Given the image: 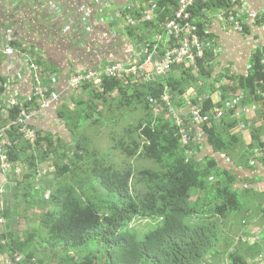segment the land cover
<instances>
[{"label": "trees", "instance_id": "trees-1", "mask_svg": "<svg viewBox=\"0 0 264 264\" xmlns=\"http://www.w3.org/2000/svg\"><path fill=\"white\" fill-rule=\"evenodd\" d=\"M128 1L118 3L110 14L111 4L95 3L93 9L98 13L94 17L90 7L81 6L86 12L78 9L74 17H66L65 24L51 23L63 29H47V36L42 37L47 49L51 50L54 33L78 42L54 48L56 63L37 59L17 38L10 43L29 53L46 72L58 74V92L64 74L68 82L92 71L100 75L84 81L76 91L67 84L73 97L48 110L56 111L70 140L38 131L39 137L31 143L20 133L18 120L47 109H41L32 91L28 101L10 107L5 118L0 95V140L9 146L12 169L7 173L13 202L5 213L0 211V218L10 224L15 218L40 215L33 228L22 234L11 228L3 235L0 232V264H221L223 260L252 264L257 257L264 262V191L253 187L258 172L264 171L263 53L252 56L246 76L226 75L227 83L218 86V80L203 85L212 77L207 71L213 58L211 49L197 72L174 65L172 71L156 74L150 81L108 75V69L136 59L143 62L156 44L157 58L164 56V44L154 41L165 37L163 24L173 18L180 2ZM242 2L197 0L189 9V22L202 38H208L205 13L214 9L241 14ZM129 5H134L132 10ZM153 5V18L144 19ZM244 29L245 34H252L250 24L244 23ZM125 45L131 53L122 50ZM67 54L84 56L85 65L78 69L68 59L63 61ZM4 60L0 55L1 93L6 92ZM238 93L245 98L228 109ZM248 104L259 109L260 125L239 129L245 119L238 118L237 109ZM193 106L201 107L210 123L194 122ZM171 110L184 120V126H178ZM219 111L224 113L221 122L214 118ZM134 114L139 115L135 122L123 123ZM27 124L35 128L29 120ZM107 126L110 128L102 131ZM182 129L190 136L187 144ZM104 136L106 146L100 142ZM216 156L224 158L226 166ZM49 162L51 172L46 176L51 178V187L45 191L34 184L41 165ZM18 163L26 169L22 179L16 173ZM254 211L259 219L251 218ZM235 218L245 229L236 248L224 229ZM145 219L148 223L143 227L139 223ZM255 223L263 227L258 233L251 229Z\"/></svg>", "mask_w": 264, "mask_h": 264}, {"label": "crops", "instance_id": "crops-1", "mask_svg": "<svg viewBox=\"0 0 264 264\" xmlns=\"http://www.w3.org/2000/svg\"><path fill=\"white\" fill-rule=\"evenodd\" d=\"M243 13L240 17L245 23L251 25L252 34H245L235 31L229 24L228 21L220 20L219 14L223 12L222 10H212L205 13L204 16V24H205V33L208 36L210 42L213 44L211 51L213 53V58L210 59L209 65H207V71L212 72V77H209L204 86H207V83L214 82L218 80L216 86L227 83L226 75H236V76H246L251 67V59L252 56L257 52L261 51L264 56V0H243ZM102 3L106 7L107 4H111V9L108 8V13L114 12L117 10L118 3L126 5L128 0H0V30L4 33H8L11 36H15L19 41H22L24 45L28 48L29 51L33 52L37 55V59L47 58L49 64L56 63L58 61V56L55 53L54 48H58L60 44L64 45L66 48L68 45L76 46L78 45L77 41H73L63 36L60 37L58 33L53 34V38H51V50L47 49L45 43L42 41L43 36H47V29H63L62 25L51 24L52 14L50 11V7L52 4L58 5L59 9H61L63 17H74V14L78 13V9L81 13L86 12L84 7H90L92 13L94 11L95 16L97 11L93 9L95 3ZM114 3V4H112ZM126 3V4H125ZM81 7V8H80ZM98 18L100 19L99 14ZM102 17V16H101ZM50 19V21H49ZM112 18L108 17L107 21L112 23ZM62 24H65V21H60ZM109 23L107 25H109ZM53 27V28H52ZM42 32H44L42 34ZM246 32V31H245ZM255 33V34H254ZM42 34V35H41ZM66 35V34H65ZM61 45V46H62ZM47 49V50H46ZM81 49V48H80ZM124 52L131 53V48L128 45L122 49ZM49 52V53H48ZM87 53L84 54V56ZM82 55V52H81ZM80 54L78 56H73L72 54H67L63 61L69 60L71 65L78 66L81 69L83 65H85L82 61ZM46 56V57H45ZM60 58V57H59ZM11 63L12 65H9ZM68 63V62H67ZM59 65V64H58ZM66 65V64H65ZM66 69V68H65ZM63 69V70H65ZM24 71V67L22 63L17 60H14L13 63L10 61L4 60L3 66V75L6 78V92L5 97V118H7L8 113L7 110L11 107L15 102L21 101L22 104L28 101L30 95L33 91V79L30 73L21 74V71ZM55 76H58L57 73H53ZM58 77L56 78L57 82ZM70 81V79H69ZM68 76L64 74L61 77V81L57 84V88L61 93V103L65 100H70L73 96L70 88L68 87ZM70 96V97H68ZM66 98V99H65ZM219 97L216 96L215 100ZM238 98L241 101V98L244 99L245 95L243 93H238L230 102L232 103L234 99ZM65 99V100H64ZM239 101V103H240ZM67 102V101H66ZM55 106V105H54ZM237 109V113L240 114L239 117H243L245 119L244 124H240V128L244 130V127L251 126L253 123H259L260 112L255 104L239 106ZM54 109V108H53ZM50 109L44 110L39 113H31L27 116L29 123L38 131L43 132H52L60 136L65 140H70L69 134L67 130L63 127V122L57 118L55 114V110L48 111ZM227 110V109H226ZM247 120V121H246ZM248 122V123H247ZM260 125V123H259ZM245 127V129H246ZM238 131V130H237ZM246 134V132H245ZM246 137V136H245ZM248 139V138H247ZM6 143V141H5ZM8 146V144L6 143ZM9 147V146H8ZM213 156V155H211ZM218 157V156H216ZM222 166H226V162L224 158L218 157ZM12 169V164L10 163ZM16 168L17 176L21 179L24 177L26 173L25 166L18 163ZM50 162L44 163L40 167V174L38 176V180L44 179L47 177L46 174L51 172ZM47 169V170H46ZM9 170V171H10ZM46 170V171H45ZM10 173V172H9ZM49 177V176H48ZM9 178L8 173L4 172L0 167V188L3 190V194L0 196V211L4 212L5 210H9L12 202V195L9 191ZM255 189H261L264 191V171L260 170L257 174V182L253 186ZM5 211V212H6ZM4 212V213H5ZM30 219V218H29ZM38 219V218H36ZM35 218L31 219V224L34 225L37 220ZM15 220L20 222L22 220L28 219H13V222L7 224L5 219L0 218V224H4L0 229L1 231H6L7 229L15 230L20 228L8 227L12 226ZM36 220V221H35ZM17 222V223H18ZM33 228V227H31ZM29 229H27L28 231ZM20 231V233H24ZM2 233V232H1ZM2 260V256H0V261Z\"/></svg>", "mask_w": 264, "mask_h": 264}, {"label": "built area", "instance_id": "built-area-1", "mask_svg": "<svg viewBox=\"0 0 264 264\" xmlns=\"http://www.w3.org/2000/svg\"><path fill=\"white\" fill-rule=\"evenodd\" d=\"M197 0H180L177 11L175 12L173 18L164 22L163 27L165 29V37L158 36L154 42H162L166 48V52L162 58H157V44L153 47V51L148 55L144 56L140 63L139 59H136L134 63L122 64L116 68H111L107 70L108 75L116 76H137L143 77L145 80L150 81L152 77L156 74L164 75L168 73L174 65H186L197 72L199 68V63L201 60L206 58V53L209 49L213 47V44L208 38H202L197 30L196 25L190 23L191 14L189 12L190 7H192ZM233 4H237L239 0H231ZM147 4L151 5L150 2ZM50 11L52 14L51 23L57 21H66V17L62 16L61 9L58 5L52 4ZM134 5H129L128 9L132 10ZM155 5L148 8L145 11L144 19H150L154 16ZM80 12V11H79ZM88 12V11H87ZM84 13V12H83ZM241 14H236L233 10L223 11L219 14L220 20L228 21L230 26L240 33H245L244 23L240 17ZM132 24V21H129ZM255 34V33H254ZM16 41L15 36H11L8 33H4L0 30V55L6 58V61L13 63L14 60L22 63L24 71H21L23 75L25 72L30 73L33 79V97H35L41 104V109H49L54 105H58L61 101V93L56 91V76L52 73L46 72L42 67H40L32 58H30L29 53L23 52L18 48L12 46L10 43ZM164 41V42H163ZM12 65L11 63H8ZM151 70H148V67ZM97 71H92L86 75L73 76L69 81V87L72 91H76L78 87L84 81H91L99 77ZM49 81V84H46ZM3 102H6L5 93H1ZM169 102V98L165 99ZM239 99L236 98L231 104H228V109L235 108L239 104ZM20 102H15L19 104ZM22 104V103H21ZM172 111V110H171ZM172 113H174L172 111ZM194 122L199 123H210L209 117L202 114V108L194 106L190 111ZM223 111L215 113L214 118L222 121ZM238 114V113H237ZM240 115V114H238ZM174 117L178 126H184V120L178 116L175 112ZM27 117L20 118L17 123V127L20 128V133L31 143H34L39 137L38 130L31 128L27 124ZM193 122V123H194ZM211 125V124H210ZM183 142L187 144L190 141V136L186 129L181 131ZM9 147L6 145L5 141L0 140V167L3 171H9L11 168L10 162L8 160ZM3 190L0 188V196L3 194Z\"/></svg>", "mask_w": 264, "mask_h": 264}, {"label": "rangeland", "instance_id": "rangeland-1", "mask_svg": "<svg viewBox=\"0 0 264 264\" xmlns=\"http://www.w3.org/2000/svg\"><path fill=\"white\" fill-rule=\"evenodd\" d=\"M75 73V72H74ZM71 75H74L73 73H71ZM135 118H139V115L138 114H134V116H132V115H130L129 117H126L125 119H123L122 121H124L123 123L125 124V123H129V122H135L137 119H135ZM100 127V126H99ZM110 128V126H107V127H104V128H102V131H107L108 129ZM97 131V130H96ZM107 138L104 136V139L102 140V141H100L102 144H103V146H106V142H107ZM47 170V169H46ZM45 170V171H46ZM4 172H8V171H4ZM50 181H51V178L50 177H47L46 179L44 178V179H40V180H38V178L36 179V181H35V187H40V189H43V190H45V191H49L50 190V187H51V185H50ZM24 213H21V215H23ZM39 213H33L32 214V216L30 217V219H28V220H23V222H22V220L20 221V222H18V220H15L14 221V223L15 224H13L12 226L10 225V226H8V227H15V228H20V231L21 232H23L24 230H26L27 231V229H32L31 227H32V224H31V219H33V218H39ZM251 218L252 217H255V218H257V219H259L258 218V214H256V212L254 211V213H252L251 215ZM240 216H238V218H239ZM36 220H38V219H36ZM35 220V221H36ZM18 222V223H17ZM156 222H157V220H156ZM137 223H139V221L137 222ZM148 223V219H145V220H142V222L141 223H139V224H141V225H143V227L146 225ZM240 224V222H239V219H233V221H229L227 224H226V228H224L225 229V231L227 232V234L229 235V237H231L233 240H234V246L233 247H237V241H239L238 239L241 237V236H243L244 235V233H245V229L241 226V225H239ZM157 225V223L149 230V231H151V230H153L154 228H155V226ZM252 225V224H251ZM4 224H0V229H2L1 227H3V229L2 230H4ZM133 226H134V224H133ZM262 228L263 227H260L259 225H257V223H255V224H253L252 225V227H251V229H252V231L254 232V233H258L260 230H262ZM19 231V232H20ZM0 232H2L1 233V235H3V233H4V231H1L0 230ZM260 236V238H261V235H259ZM224 238H226V236H224ZM247 238V237H246ZM250 238V237H249ZM260 238L259 237H255V240H260ZM250 241H251V243H253V239L252 238H250ZM261 242V241H260ZM41 254V253H40ZM261 259H260V257H257V258H255L252 262V264H264V262L263 261H260ZM46 264H55V263H51V262H49V261H46ZM221 264H230V262L228 261V260H223V262L221 263Z\"/></svg>", "mask_w": 264, "mask_h": 264}, {"label": "bare ground", "instance_id": "bare-ground-1", "mask_svg": "<svg viewBox=\"0 0 264 264\" xmlns=\"http://www.w3.org/2000/svg\"><path fill=\"white\" fill-rule=\"evenodd\" d=\"M159 20H160V19H159ZM159 24H160V23H159ZM157 28H158V27H157ZM160 28H161V27H160ZM179 67H180V66H179ZM179 67H178V69H179ZM174 68H175V67H174ZM176 68H177V67H176ZM176 68H175V69H176ZM182 68H184V67L182 66ZM191 69H192V68H191ZM198 69H199V68H198ZM182 70H184V69H182ZM182 70H181V71H182ZM185 70H186V69H185ZM171 71H172V69H171ZM173 71H174V70H173ZM241 99H242V98H241ZM193 107H194V106H193Z\"/></svg>", "mask_w": 264, "mask_h": 264}]
</instances>
